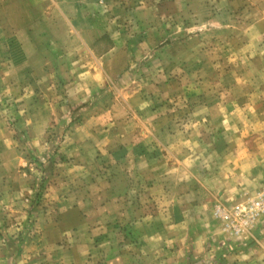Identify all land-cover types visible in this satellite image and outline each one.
Wrapping results in <instances>:
<instances>
[{
    "label": "crops",
    "instance_id": "crops-1",
    "mask_svg": "<svg viewBox=\"0 0 264 264\" xmlns=\"http://www.w3.org/2000/svg\"><path fill=\"white\" fill-rule=\"evenodd\" d=\"M240 32L261 37L264 67V0H0V146L18 101L34 121L28 101L58 75L76 102L62 150L87 182L54 187L33 222L0 153V264H264V217L238 242L213 211L264 184V102L232 77L218 91L219 41L231 61Z\"/></svg>",
    "mask_w": 264,
    "mask_h": 264
},
{
    "label": "rangeland",
    "instance_id": "rangeland-1",
    "mask_svg": "<svg viewBox=\"0 0 264 264\" xmlns=\"http://www.w3.org/2000/svg\"><path fill=\"white\" fill-rule=\"evenodd\" d=\"M244 33L240 32V34L237 35L238 40L241 42L247 38L249 41L245 42V46L241 47L239 44L238 49H233V60L231 61L228 60V56L231 53L230 50L228 48L222 47L226 41H219L221 44H218V46H220L218 47V91H221L220 87L224 88L225 85L227 86L233 81L232 87L229 89L232 91V93L238 95L240 91L247 89L256 94L258 97V99H256L258 100V103H263L264 67L262 66L263 63L261 60L262 39L260 36L251 35L252 33ZM226 39L227 38H225V40ZM185 50L186 49L184 48L179 52H183L186 55L187 51ZM210 70L211 76L215 77L216 72L212 71V68H210ZM227 77H232L233 80L227 83L225 81V78ZM59 79L60 78L58 75L52 76V81L48 83V87L51 88L48 89L45 94H43L44 88L42 84H40V89L36 88L37 95L28 101L30 102L29 105H36L35 107L37 109L45 105V107H48L52 112L46 129L40 130L36 128L37 125H39L42 121V114L39 113L36 108L34 113L31 114L32 120L34 121L29 123L24 122L27 120V114H25V110L26 108L31 109V106H27V100L24 101L20 99L17 103L19 105V110H17L18 114L17 116L14 114L15 119L13 120L12 124L14 125V129L12 130L14 146L13 148L0 146V153H2L4 156H9L12 154V152L14 155H16L14 156V162L7 161L4 162L2 166L3 169H16L22 174L19 180L21 185L22 183L25 185H22L19 188L21 193L20 199L24 200V204L26 203L29 205L28 207L24 204L21 205L22 209L25 211H31L34 209L33 212H30V220L33 222L36 219L38 212L50 208V204L47 201H50V197L52 196L53 192L52 189L54 187L59 188L62 186L63 192H66L65 189L68 186H77V188L81 189L82 187L85 188V185L87 184V182H85L86 177H82V172L77 171L76 167H74L75 165H73L74 158L72 157H75V155L71 156L67 155L66 153L64 154L62 150L63 138L65 134L68 133V130H66V128L63 129L62 125L74 119L73 113H65L66 118H64L65 120L63 123L62 107L69 110L73 109V107L76 105V102L65 100V98L67 99L66 96L62 97V82ZM210 86L212 89H215V82L211 83ZM12 104L16 103L12 102ZM71 105L74 106L72 107ZM10 109L9 100L0 99V125L8 126L10 124ZM107 166L110 168L112 165L108 163ZM263 186L264 184L261 185V187ZM254 196H251L248 199H251ZM27 200H29V202ZM44 202L47 203V205H44ZM217 206L218 203L214 205L213 211L215 216L218 218L215 213ZM151 210L152 209L148 211L149 214H151ZM262 217H264V214L258 216L245 232H242L238 235L224 230L221 222L220 230L227 237L239 242L240 238H249L252 230L259 225V221ZM22 221L23 222L21 225L23 227L24 220ZM28 226V228L23 227L24 229L22 232L24 234L37 231V228L32 226V224L29 223ZM213 264H216L215 261H213Z\"/></svg>",
    "mask_w": 264,
    "mask_h": 264
},
{
    "label": "built area",
    "instance_id": "built-area-1",
    "mask_svg": "<svg viewBox=\"0 0 264 264\" xmlns=\"http://www.w3.org/2000/svg\"><path fill=\"white\" fill-rule=\"evenodd\" d=\"M215 213L224 230L235 235L245 232L258 216L264 214V186L245 202L230 207L218 205Z\"/></svg>",
    "mask_w": 264,
    "mask_h": 264
}]
</instances>
